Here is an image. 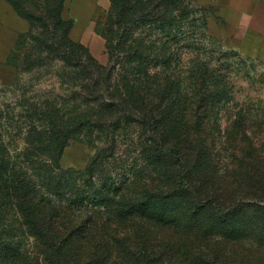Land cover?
Here are the masks:
<instances>
[{"label":"trees","instance_id":"16d2710c","mask_svg":"<svg viewBox=\"0 0 264 264\" xmlns=\"http://www.w3.org/2000/svg\"><path fill=\"white\" fill-rule=\"evenodd\" d=\"M47 1L45 7L33 11L26 6L27 0H5L19 17L29 23V30L20 36L6 64L14 65L18 52L23 51L30 41L32 51L23 57L30 68L36 62L44 64L43 59H50V54L59 49H66L69 58L76 61L84 58L81 50H85L93 62L104 65L86 46L71 37L74 20L65 21L62 17L67 0ZM117 1L121 4L118 6L119 22L125 27L128 23L124 20L135 23L138 16L149 9L147 5L137 9L139 2L133 0H111V12ZM132 3L136 7L133 6L134 10L138 11L130 12L132 8L128 6ZM169 14L167 11L164 15L172 25ZM153 17L150 20L153 25L163 20L156 15ZM61 28L62 35H59ZM97 31L105 38L98 20ZM143 46V42L136 41L132 53L140 56ZM156 48V45L152 47L150 56L162 70L152 73L141 63L136 69L144 78L138 80V77L130 79L127 76V83L121 88L122 93H136L142 97L140 102L144 110L139 114L141 118L153 119L163 127L160 145L158 138L155 141L158 148L166 151L158 149V157H171L178 164V174L166 190L165 202L159 205L151 201L142 205H135L134 201L113 204L111 207L118 214L128 216L125 221L130 222L132 230L120 234L117 226L107 224L104 233L100 234L97 232V214L94 212L85 218L78 178L71 181L68 173L60 168L59 161L68 135L73 129L84 128L93 122V114L89 112L91 105H98L96 117L102 116L103 111L112 113L114 109L121 114L130 110V102L124 104L126 99L121 94V99L114 103L97 100L91 103L85 97L84 103L67 109L57 108L49 102L24 99L25 102L19 103L21 110L16 111L0 102V264H223L218 258L220 254L215 262L209 259L208 241L216 230L223 231L244 209H251L260 218L258 236L264 241V135L256 140L249 135L245 116L242 112L234 114L228 106L229 100L225 103L232 92L227 90L224 77L209 64L195 65L190 85L185 86L179 81L174 63L168 59L161 62L166 54L173 58L174 52L164 53ZM45 52L47 57H42ZM74 65L78 66V63ZM134 73L136 75V71ZM108 75L105 91H112L114 82ZM99 84L100 81L94 79L86 85L95 95L100 91ZM224 114L228 119L234 117L225 130L227 146L236 149L235 144L239 141L237 150L244 154L240 151L226 155L214 152L220 150L213 135L223 131L220 123ZM17 118L26 124L19 126L20 133L25 135L26 146L12 154L4 136L12 132L11 120ZM171 129L176 130L174 136L167 135ZM247 143L249 149L244 148ZM49 148H54L56 153L43 151ZM217 161H224V166L217 167ZM226 188L232 191L229 192L233 197L231 200H223V193L228 191ZM202 191L209 195H203ZM249 196L253 201L247 203L246 197ZM119 204L123 207L122 212ZM110 205L104 208L108 213ZM181 206L186 207L184 212ZM187 208L189 210L185 211ZM209 213L213 214V226H205L198 219ZM136 219L142 222L138 227ZM217 239L227 241L228 236L224 234ZM30 240L37 248L35 257L27 248ZM260 246L258 257L251 256L243 262L250 264L253 260L256 264H264V243Z\"/></svg>","mask_w":264,"mask_h":264},{"label":"rangeland","instance_id":"374dc122","mask_svg":"<svg viewBox=\"0 0 264 264\" xmlns=\"http://www.w3.org/2000/svg\"><path fill=\"white\" fill-rule=\"evenodd\" d=\"M27 1L26 6L33 11L45 7L48 3L47 0ZM135 1L139 2L137 9L145 8L147 5L148 12L145 10L142 16L139 15L135 23L130 19L124 20L128 23L126 27L119 22L118 6L121 7V4L118 1L112 12L110 7L107 10H100L96 15L100 32L107 42L105 54L108 61L104 65L100 66L93 62L85 50H81L84 58L76 61L69 58L66 49H59L50 54V59H43L44 64L36 62L30 68L23 61L24 55L32 51L30 41L23 51L18 52L14 65L9 66L6 62L0 61V102L16 111L21 110L19 103L25 102L24 99L37 103L49 102L60 109L78 106L86 101L85 97L91 103L95 100L114 103L121 99V94L122 98L126 99L124 104L130 102L128 105L130 110L124 113H116L113 109L112 113L103 111L102 116L98 117L95 116L98 105H91L89 112L93 114V122L84 128L71 131L59 161L60 168L68 173L71 181L78 178L85 218L94 212L97 214L99 221L97 232L100 234L104 233L107 224L117 226L120 234L131 231L130 222L125 221L128 216L118 214L111 206L121 201V204L124 201L127 204L134 201L135 205L147 204L148 201L156 205L164 203L163 199L167 197L166 190L179 171L178 164L173 158L162 155L158 157L157 150L163 149L156 146L155 139L158 138L160 145L163 129L161 124L159 126L153 119L141 118L139 114L144 110L140 102L142 97L136 93L133 95H128L125 91L122 93L121 88L127 83L125 79L127 76L130 79L138 77V80L144 78L136 69L141 63H144L148 70H152V73L162 70L161 65L156 66L155 60L150 56L154 45L164 53L174 52L173 58L166 54L161 62L166 59L172 61L180 75L179 81L185 86L190 85L195 65L209 64L211 69L224 77L227 90L232 92L225 103L229 100L228 106L234 114L242 112L249 135L253 140L264 135V63L243 55L235 45L211 30L212 19L217 20L219 27L223 26L217 19L216 12L199 5L196 0H133ZM3 2L5 3V0H0V12L5 8ZM133 6L135 7L133 3L128 6L132 8L130 12L138 11L134 10ZM167 11H170L169 15L173 19L172 25L165 18L164 14ZM6 15L8 21L13 24L9 14ZM154 15L163 20L154 25L150 24V20L155 18ZM62 17L65 21L71 18L68 0L63 8ZM62 30L63 28L59 35H62ZM138 40L144 45L140 56L132 53L135 52L134 46ZM42 57H47V52ZM75 63H78V66H75ZM108 74L114 82L112 91H105V79ZM94 79L100 81L101 94L100 91L95 95L89 92L90 86L86 84L92 83ZM222 118L220 124L223 131L221 134L213 135L220 150L214 152L220 151L226 155L240 151L237 150L239 141L235 144L236 149L227 146L228 137L225 130L230 127L234 117L228 119L224 114ZM23 123H25L23 119L11 120L10 127L13 130L4 136L7 148L12 154L20 152L26 146L25 135L19 131V126L26 125ZM175 133L176 130L171 129L167 135L174 136ZM249 146L247 143L244 148L249 149ZM43 151L49 154L55 152L54 148ZM217 163V167L224 166V161ZM226 190L228 191L223 193V200H231L233 197L229 192L232 191L230 188ZM208 192L202 191V194L207 196ZM246 198L247 203L253 201L251 196ZM107 204H111L109 213L104 210ZM121 204L118 205L120 212L123 210ZM180 208L183 211L186 207ZM187 210L189 208L185 211ZM233 218L223 231L216 230L208 241L209 259L212 262H215L217 254H220L218 258L223 264H247L243 260L251 256L258 257L260 253V245L264 241L258 236L260 227L257 226L261 222L258 215L251 209H244L238 217L235 215ZM198 219H201L205 226L214 224L213 214L210 213L202 214ZM137 222L139 223L135 225L138 227L142 222L139 220ZM218 231L220 234L216 235ZM224 234L228 236L227 241L217 239V236L220 238ZM146 242L150 244L148 239ZM27 246L30 255L34 256L37 248L33 240H30ZM249 263L256 264V261L252 260Z\"/></svg>","mask_w":264,"mask_h":264},{"label":"crops","instance_id":"0c3cea01","mask_svg":"<svg viewBox=\"0 0 264 264\" xmlns=\"http://www.w3.org/2000/svg\"><path fill=\"white\" fill-rule=\"evenodd\" d=\"M216 12L222 23L211 20V30L219 33L245 56L264 63V0H196ZM69 15L74 20L71 37L86 46L102 64L108 61L106 40L97 31L96 15L107 10L111 0H68ZM0 12V61L6 62L20 36L29 30V23L19 17L8 3ZM8 5V6H7ZM10 7V8H9ZM7 10V11H6ZM9 14L13 24L8 21Z\"/></svg>","mask_w":264,"mask_h":264}]
</instances>
